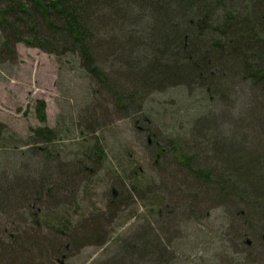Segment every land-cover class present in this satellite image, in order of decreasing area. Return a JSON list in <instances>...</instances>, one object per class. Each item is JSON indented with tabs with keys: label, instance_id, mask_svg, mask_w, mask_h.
Returning a JSON list of instances; mask_svg holds the SVG:
<instances>
[{
	"label": "rangeland",
	"instance_id": "1",
	"mask_svg": "<svg viewBox=\"0 0 264 264\" xmlns=\"http://www.w3.org/2000/svg\"><path fill=\"white\" fill-rule=\"evenodd\" d=\"M136 7L118 13L117 27L101 25L97 32L103 45L130 42L98 61L123 86L127 99L116 105L70 53L59 56L19 42L17 58L0 61V122L8 128L0 141V245L39 231L52 238L49 230H36L37 212L45 210L58 218L53 224L59 229L66 226L61 233L67 238L59 237L62 254L35 256L31 264H253L244 202L208 199L183 182L191 175L186 159L194 167L206 164L215 143L241 141L251 150L254 134L244 126L252 121L254 95L238 80L210 88L152 85L135 93L132 77L155 58L149 48L153 15ZM42 128L54 131L48 144L33 139ZM93 141L103 149L96 166L80 155ZM68 171L70 187L54 198L37 194L38 201L24 207L5 197V190L30 187L45 175L59 184L60 173ZM173 175L179 191L168 182ZM60 217L67 218L64 227ZM95 218L98 236L78 240L82 226ZM145 239L158 243L160 253L141 250Z\"/></svg>",
	"mask_w": 264,
	"mask_h": 264
},
{
	"label": "trees",
	"instance_id": "2",
	"mask_svg": "<svg viewBox=\"0 0 264 264\" xmlns=\"http://www.w3.org/2000/svg\"><path fill=\"white\" fill-rule=\"evenodd\" d=\"M135 6L150 10L153 15L149 48L155 55L147 68L132 77L135 93L141 87L177 83H199L210 88L224 80L230 84L238 80L250 87L256 106L250 115L251 123L247 122L244 129L253 132L255 145L246 150L241 141L215 143L213 156L208 157L211 161L206 164L194 167L190 164L191 157L186 159L183 165L191 175L183 183L208 199L222 197L244 202L248 207L243 216L245 234L252 239L246 241L247 257L253 264H264V0H0V61L16 59L19 42L59 56L70 53L78 58L88 76L102 84L116 105L122 98L127 99L123 86L117 76L110 79L98 61L116 55L130 42L124 47L114 43L103 45L97 32L101 25L107 29L117 27L122 21L118 13L135 12ZM103 46L110 52H102ZM41 112L45 121L44 109ZM92 112L96 117V111ZM6 132L7 126L0 122V141ZM52 134L53 130L42 128L33 139L43 138L48 144ZM102 152L99 143L93 141L84 145L80 155L96 166ZM81 162L79 166L83 165ZM68 172L60 173L59 184H52L53 178L45 175L46 178L42 176V181L31 183L30 187L21 183L5 190V197L24 207L37 202V194L54 198L61 187H70L68 179L73 173ZM174 176L168 182L178 190L180 179ZM44 212H37L35 219L40 228L36 230H49L53 237L47 239L39 234L41 231L14 237L11 245H0V264H31L35 256L55 258L62 254L64 244L59 237L67 238L61 233L67 218L60 217L58 223L65 227L59 229L53 224L58 218ZM99 221L95 218L85 223L79 238L76 236L78 240L95 239ZM154 240L158 242L156 234ZM146 241L141 250L160 253L158 243Z\"/></svg>",
	"mask_w": 264,
	"mask_h": 264
}]
</instances>
